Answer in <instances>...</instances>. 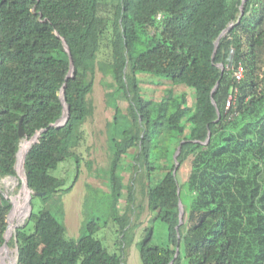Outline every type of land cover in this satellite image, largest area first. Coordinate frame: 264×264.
I'll use <instances>...</instances> for the list:
<instances>
[{
    "label": "trees",
    "instance_id": "16d2710c",
    "mask_svg": "<svg viewBox=\"0 0 264 264\" xmlns=\"http://www.w3.org/2000/svg\"><path fill=\"white\" fill-rule=\"evenodd\" d=\"M241 3L0 0V178L17 175V154L26 143L18 131L22 118L27 140L48 128L25 160L29 188L44 193L33 195L31 205L35 197L49 201L72 190L74 183L67 186L55 172L68 160L80 168L98 70L110 78L113 115L107 189L87 187L81 234L70 237L52 211L33 208L9 243L17 248L15 264H123L124 245L134 241L129 211L135 198L130 183L121 212L126 186L120 170L131 149L132 180L143 171L153 213L137 242L143 264H171L177 247L172 264L183 258L188 264H264V0H246L237 23ZM64 40L73 61L68 78ZM65 106L67 122L50 126ZM157 137L166 144L155 153ZM158 163L162 175L155 179ZM11 207L0 187V248ZM156 219L168 226L167 245L152 243ZM110 222L123 235L113 251L98 236Z\"/></svg>",
    "mask_w": 264,
    "mask_h": 264
},
{
    "label": "rangeland",
    "instance_id": "374dc122",
    "mask_svg": "<svg viewBox=\"0 0 264 264\" xmlns=\"http://www.w3.org/2000/svg\"><path fill=\"white\" fill-rule=\"evenodd\" d=\"M110 86V78L105 76L102 71L98 70L96 73V79L94 84V90L91 94L92 101L94 103V114L89 118L85 124L84 129L86 132V140L80 150L81 164L77 171L76 164L74 160H68L60 164L55 175L61 176L67 179V186L74 183L71 191L66 193L57 194L52 200L45 201L41 198L35 197L32 201V205L35 212L40 209L47 208L55 214L58 219H60L67 227L68 235L70 237H78L81 234V227L84 215V201L88 194L87 187L92 185L100 189H107L108 185V166L112 157L110 143H109V133L110 126L113 119L112 111L108 103L107 92ZM190 93L189 102L193 101L191 89H187ZM122 108L126 111V103H121ZM158 138V139H157ZM155 145V153L159 152L162 146L166 144V140L162 137H157ZM21 142H26L23 139ZM25 143V144H26ZM21 145V148L25 146ZM29 146V145H28ZM27 145L25 146L26 150ZM20 148V150H21ZM159 149V150H158ZM136 149H131L127 156H124L121 160V170L120 174L124 179L125 189L123 197L119 202V207L121 212L124 211L127 204V185L130 183L134 184V202L132 207L134 211H129L131 218L130 226H134L131 233L134 234V241L131 245L126 246L124 253L123 264H143L140 258L139 249L137 242L141 240L144 232V228L149 224L152 219L153 213L148 208V200L145 195L144 190L147 186L146 176L142 170L135 173L134 180H132L133 175V163H134V153ZM21 157V164H22ZM175 159V155H174ZM161 163H158L156 173L154 175L155 179H158L162 175ZM22 169V167H21ZM19 169L16 177L6 176L0 178V187L7 193L11 198H14L20 203L25 198L24 196V185L22 186V172L23 169ZM22 171V172H21ZM187 168L181 170V176L183 180L185 179V174ZM78 174V178L75 176ZM183 199L186 205L189 204V199L187 195L183 194ZM22 200V201H21ZM28 201V200H27ZM28 204V203H27ZM14 205V207H15ZM29 205H27L24 218L18 223L19 225L23 223L28 211ZM185 215V211L183 216ZM151 225L154 228L152 243L158 245H167L169 241L168 226L165 222L161 220L151 221ZM15 231V230H14ZM14 232L9 238V242L12 240ZM99 237H102L103 242L110 250H115L118 245H116V240L122 236L118 235V226L113 222H110L108 226L98 233ZM183 252V250H181ZM2 256L5 264H15L17 258V248L13 245H9L6 249H3ZM181 264H188L186 258H183Z\"/></svg>",
    "mask_w": 264,
    "mask_h": 264
},
{
    "label": "water",
    "instance_id": "95a60500",
    "mask_svg": "<svg viewBox=\"0 0 264 264\" xmlns=\"http://www.w3.org/2000/svg\"><path fill=\"white\" fill-rule=\"evenodd\" d=\"M245 3H246V0H242V3H241V5H240V14H239V17H238L237 23H239V22L241 21V18H242V16H243L244 13H245ZM234 24H235V23H230L229 26H228L226 29H224V30L222 31V33L219 35L217 41L215 42V49H214V52H213V55H212V60H214L215 53H216V51H217V47H218V44H219V42H220L221 37L224 36V35H225V34H226V33H227V32L233 27ZM64 45H65L67 51L69 52L70 60H71V70H70V72H69V74H68V76H67V78H68V77H70V76L72 75V71H73V61H72V55H71V53H70V51H69V47L67 46L65 40H64ZM220 66L224 69V65H223V64H220ZM217 85H218V83H217ZM217 85H216V86H217ZM65 86H66V84H64V86H63V88H62V91H61V98H62L64 104H65V98H64ZM215 88H216V87H215ZM214 90H215V89H214ZM214 90L212 91V97H213ZM218 114L220 115L219 112H218ZM67 120H68V110H67V108H66V106H65L62 116H61L58 120H56L55 122H53L50 126L61 127V126H63V125L67 122ZM47 129H48V128H44V129L40 130L36 135L33 136V138H31L30 140H28L30 144H29L28 150H27V152H26V154H25V156H24V159H23L22 169H23V172H24V176L21 177V178H22L21 181H22V185L25 184V185L28 187V189L30 190V192H31V194H30V198H29V212H28V214H27L28 216L31 214L32 209H33L32 205H31L32 196H33V195H37V194H44V193L33 192L32 189L29 188V186H28V181H27V176H26V170H25V160H26V156H27L29 150L31 149V147H32L35 143L38 142L41 133H42L43 131H46ZM18 131H19V135H20V137H26V136H25V131H24L23 126H22V118H21V120H20V122H19V128H18ZM210 137H211V132L208 133L207 141L210 140ZM181 146H182V145H180V146L178 147L177 152L175 153L176 167H175L174 172L177 170V167H178V165H179V162H178V156H179L180 153H181ZM18 155H19V151H18V154H17V162H16V165H15V169H16L17 172H18ZM14 177H16V176H14ZM6 196L10 199L11 204H12V207H11V210H10V212H9V214H8V219H7V221H8V225H9V216H10V214L12 213V211H13V209H14V203H13L12 198H11L7 193H6ZM184 211H185L184 206L182 205V203H180V223H179V225L183 222V214H184ZM179 225L177 226V229L179 228ZM17 226H19V224H17ZM17 226H16V227H17ZM7 229H8V227H7ZM7 229H6V231H5V235H4V237H5V242H4L3 246L0 248V258H1V251H2V248L5 247V246H9V243H8V242H9V239L7 238ZM178 255H179V248L177 247L176 255H175L173 261L177 258ZM173 261L171 262V264L173 263ZM0 264H1V261H0Z\"/></svg>",
    "mask_w": 264,
    "mask_h": 264
},
{
    "label": "bare ground",
    "instance_id": "6f19581e",
    "mask_svg": "<svg viewBox=\"0 0 264 264\" xmlns=\"http://www.w3.org/2000/svg\"><path fill=\"white\" fill-rule=\"evenodd\" d=\"M23 139H25L27 141V143L25 144V146L30 144L29 141L25 137H23ZM25 146H23L21 148V150L19 148V155H18L19 169H21V167L23 165V161H22V164H21V157H22L23 154L25 156V154H26V152L28 150V147H29L28 146L27 147V150L25 151ZM23 159H24V157H23ZM22 175L24 176V172H22ZM24 187H25V189H24V196H25V198L23 199V201L21 200L22 202L16 203V205H15V202H17V201L14 198H12L15 207H14L12 213L9 216V225H8V229H7V238L8 239L10 238V236L12 235V233L14 232L17 224L24 218V214H25L26 207H27V205H29V198H30L31 192H30V190L28 189V187L25 184H24ZM6 247L7 246L3 247L2 248V251H3V249H6ZM2 251H1L0 261H1V264H5L4 259H3V256H2Z\"/></svg>",
    "mask_w": 264,
    "mask_h": 264
},
{
    "label": "built area",
    "instance_id": "2783aa9c",
    "mask_svg": "<svg viewBox=\"0 0 264 264\" xmlns=\"http://www.w3.org/2000/svg\"><path fill=\"white\" fill-rule=\"evenodd\" d=\"M242 71H243V68L239 67V69L234 72V75L238 81L241 80L242 78ZM231 102H232V96L229 97V100L227 101V105L228 106L231 105Z\"/></svg>",
    "mask_w": 264,
    "mask_h": 264
}]
</instances>
